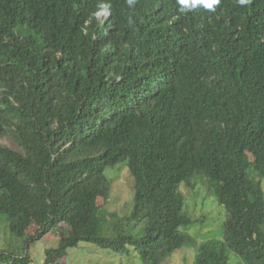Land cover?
Returning a JSON list of instances; mask_svg holds the SVG:
<instances>
[{
  "label": "trees",
  "instance_id": "1",
  "mask_svg": "<svg viewBox=\"0 0 264 264\" xmlns=\"http://www.w3.org/2000/svg\"><path fill=\"white\" fill-rule=\"evenodd\" d=\"M179 7L0 0V214L27 248L60 230L44 264L81 242L132 247L142 264L190 245L194 264H229L231 251L264 264V0ZM121 164L134 181L124 218L106 210L105 171ZM199 180L226 219L222 239L197 244L180 187ZM128 222L145 233L126 234ZM17 261L30 263L0 253Z\"/></svg>",
  "mask_w": 264,
  "mask_h": 264
},
{
  "label": "rangeland",
  "instance_id": "2",
  "mask_svg": "<svg viewBox=\"0 0 264 264\" xmlns=\"http://www.w3.org/2000/svg\"><path fill=\"white\" fill-rule=\"evenodd\" d=\"M98 19H102L107 14H96ZM8 144V140L2 141ZM254 162L261 158L253 154H249ZM254 158V159H253ZM124 164H121L122 166ZM260 168V167H259ZM106 176L111 180V195L106 205V210L117 214L119 218L131 215L134 207V181L130 175L127 166L120 169H107ZM200 177H196L199 179ZM207 182V181H206ZM264 189V177L262 179ZM209 185L204 182H197L195 188H190L184 184L181 185L180 191L184 193L185 210H187L192 221L188 227V233L197 244L211 240L222 239L224 235L223 224L226 219L225 210L218 204L215 193L209 192ZM212 194V195H209ZM262 222V221H261ZM145 222L135 225V223H127L122 228L126 234L133 236H141L145 233ZM116 225L112 222L107 223V228L103 232L104 235L114 236L117 231ZM260 230L264 234V220L260 224ZM59 229H54L43 239L31 242L27 248L26 242L28 236H13L9 229L7 217L0 214V253H9L16 258H24L28 256L30 263L28 264H44L46 251L56 249L59 246ZM195 247L184 246L175 251L173 255L164 262V264H194ZM229 264H245L242 258L235 252L229 253ZM8 264V263H0ZM11 264V263H10ZM16 264H21L16 262ZM56 264H142L138 253L132 248L127 247L125 254H116L111 250L101 249L95 244L81 242L78 247L70 248L67 254L57 261Z\"/></svg>",
  "mask_w": 264,
  "mask_h": 264
},
{
  "label": "clouds",
  "instance_id": "3",
  "mask_svg": "<svg viewBox=\"0 0 264 264\" xmlns=\"http://www.w3.org/2000/svg\"><path fill=\"white\" fill-rule=\"evenodd\" d=\"M135 0H128L129 5L131 6L132 4H134ZM238 5L240 6H244L250 3V0H237ZM177 4L180 6L179 7V11L181 13H186L189 12L193 9H196L198 7H203L206 10L209 11H215V6L220 4V0H177ZM152 11L149 10L148 11V15L151 13ZM97 13H101V14H107V16H103L102 19L104 18H108L110 15L108 14V12L106 11H100ZM96 13V14H97ZM97 17V16H96ZM99 19V20H102Z\"/></svg>",
  "mask_w": 264,
  "mask_h": 264
}]
</instances>
